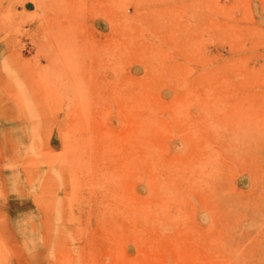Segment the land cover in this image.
Masks as SVG:
<instances>
[{
	"label": "rangeland",
	"instance_id": "obj_1",
	"mask_svg": "<svg viewBox=\"0 0 264 264\" xmlns=\"http://www.w3.org/2000/svg\"><path fill=\"white\" fill-rule=\"evenodd\" d=\"M0 115V264H264V0H0Z\"/></svg>",
	"mask_w": 264,
	"mask_h": 264
},
{
	"label": "bare ground",
	"instance_id": "obj_2",
	"mask_svg": "<svg viewBox=\"0 0 264 264\" xmlns=\"http://www.w3.org/2000/svg\"><path fill=\"white\" fill-rule=\"evenodd\" d=\"M12 118H14V117H12ZM10 118H8V120H9ZM0 120H2V121H4L5 120V117H2V115H0ZM3 126V124H0V129H1V127ZM5 126V125H4ZM264 146V145H263ZM8 185V184H7ZM2 214H3V212H2ZM0 215H1V213H0ZM3 215H5V214H3ZM1 233V232H0ZM4 255V254H3Z\"/></svg>",
	"mask_w": 264,
	"mask_h": 264
}]
</instances>
